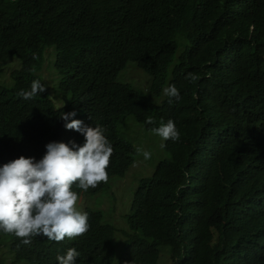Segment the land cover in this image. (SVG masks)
Listing matches in <instances>:
<instances>
[{
  "label": "trees",
  "instance_id": "obj_1",
  "mask_svg": "<svg viewBox=\"0 0 264 264\" xmlns=\"http://www.w3.org/2000/svg\"><path fill=\"white\" fill-rule=\"evenodd\" d=\"M47 59L53 93L41 71ZM130 62L148 75L144 85L120 79ZM33 80L46 91L19 97ZM169 85L179 101L164 95ZM69 112L114 125L111 140L125 150L136 127L152 132L172 120L180 138L165 141L140 180L126 229L86 207L79 239L26 245L0 231V264L4 254L13 264H59L69 248L79 252L75 264H264V0H0V166L41 159ZM112 155L108 183L73 185L82 200L112 196L136 161L122 162L117 148Z\"/></svg>",
  "mask_w": 264,
  "mask_h": 264
},
{
  "label": "clouds",
  "instance_id": "obj_2",
  "mask_svg": "<svg viewBox=\"0 0 264 264\" xmlns=\"http://www.w3.org/2000/svg\"><path fill=\"white\" fill-rule=\"evenodd\" d=\"M45 91L44 84L33 80L30 90H21L17 95L30 100ZM163 92L167 97H174L177 101L180 99L179 91L174 85L165 87ZM169 103H172L171 99ZM60 116L66 123L61 125L60 130L53 132L41 159L21 155L0 166V231L14 235L26 245L38 236L60 242L65 238L79 239L86 234L89 230L88 214L79 209L81 198L73 190V185L87 191L108 183L115 148L122 152L119 156L122 162L133 157L137 161L140 154L145 160L153 158L150 152L141 148V141L136 139L132 129L127 137L129 150H125L122 144L111 140L114 125L104 130L100 125H87V121L83 123L79 119L69 120V117L75 116V112L62 113ZM146 123L155 124V119L148 117ZM65 128L79 133L76 137L67 138L62 134ZM151 131L164 140L163 150L165 141L170 139L175 142L180 138L172 120L153 127ZM161 156L162 153L158 158ZM135 162L133 161L125 175ZM152 173L142 176L135 188L129 190L132 198L140 180ZM114 185L115 181L109 190L111 194ZM131 209L130 205L129 211L123 216L122 226L108 217L106 222L118 229H126L125 216ZM118 236L122 238L120 234ZM78 256L79 252L75 248H69L65 255H57L56 259L59 264H75Z\"/></svg>",
  "mask_w": 264,
  "mask_h": 264
},
{
  "label": "rangeland",
  "instance_id": "obj_3",
  "mask_svg": "<svg viewBox=\"0 0 264 264\" xmlns=\"http://www.w3.org/2000/svg\"><path fill=\"white\" fill-rule=\"evenodd\" d=\"M50 51L53 52L52 50ZM48 63L49 60L47 59L41 71L43 73V76L46 78V82L48 83L50 91L53 93L54 86L57 83V73L54 69V65L52 63L49 65ZM17 64L18 63L16 62V60H11L6 63L5 74L8 75L10 70L15 68ZM135 64V62H130L122 71L120 79L122 81L129 82L135 81L136 83L144 85L147 81L148 75L143 70L139 69ZM132 133L134 136H136V139L138 141H141V148L145 151L150 152L153 158L145 160L143 155L140 154L137 161L127 172V174L116 180V183L112 190V196H106L102 198L99 204H97L94 199H90V201L79 199L78 203L82 212L85 211L86 207L102 208L107 210L108 219L115 221L120 226L123 225V216L129 211L131 205L132 195L130 194L129 190L135 188L138 180L142 176L150 175L153 172L156 164L163 158L164 155L162 147V145L164 144V140L160 136L154 134L153 132H144L140 127H136L134 130H132ZM161 153L162 156L158 158ZM156 158H158L157 161L155 160ZM115 242L118 246H121L123 240L118 236L116 237ZM162 254L167 257L168 253L164 251L162 252ZM4 256V264H13L10 256L6 254H4ZM160 261L164 262V258L161 257Z\"/></svg>",
  "mask_w": 264,
  "mask_h": 264
}]
</instances>
